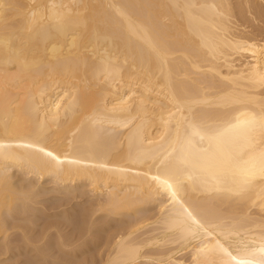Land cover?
Returning <instances> with one entry per match:
<instances>
[{
  "label": "bare ground",
  "instance_id": "1",
  "mask_svg": "<svg viewBox=\"0 0 264 264\" xmlns=\"http://www.w3.org/2000/svg\"><path fill=\"white\" fill-rule=\"evenodd\" d=\"M262 26L264 0H0V264L53 231L106 233L86 264H264Z\"/></svg>",
  "mask_w": 264,
  "mask_h": 264
},
{
  "label": "rangeland",
  "instance_id": "2",
  "mask_svg": "<svg viewBox=\"0 0 264 264\" xmlns=\"http://www.w3.org/2000/svg\"><path fill=\"white\" fill-rule=\"evenodd\" d=\"M253 31H259L258 32V34H260V35H262L263 36V32H264V26H262L260 29H258V30H253ZM262 31V32H261ZM261 33H263V34H261ZM258 36V37H262V36ZM264 37V36H263ZM51 196L52 195H54V194H50ZM49 195V196H50ZM48 196V197H49ZM82 199H80V201H81ZM53 204H54V202H52ZM45 204V203H44ZM71 204V205H70ZM46 205H48V204H46ZM74 206V207H73ZM65 207V208H64ZM62 208V207H61ZM75 208H79V207H77V206H75V204H73L72 205V202H70V203H68L66 206L64 205L63 206V209H67L66 210V212H68V214H71V213H73V209L74 210H76V212L75 213H73V214H75L74 216H78V210L77 209H75ZM52 209H53V212H52ZM50 208V209H48V210H50V211H48V210H46V215L45 216H47V217H49L50 216V218L51 219H56V220H52V221H55V222H52L49 218V220H45L47 217H45V216H43V217H41L40 215H43V213L42 214H36V217L38 218L39 216V218H38V221H36L37 223L36 224H38V225H36V224H34V225H36L37 227L34 229L33 227V229L31 228V231H29L30 232V234L28 233V235H30V236H32L31 234H36L37 232H38V227H39V225L41 224V226H43V223L44 222H46V225H47V223H50V224H53V223H58V224H56V225H58L59 226V228H61V226H66V225H64L63 224V222H62V220H61V222H62V224L59 222V220L61 219H59L58 221H57V219H58V217H60L61 215H59V212L58 213H56L57 212V209L55 208ZM71 210V211H70ZM48 211V212H47ZM54 211H56V212H54ZM49 212H51L50 214H49ZM52 213H54L53 215L54 216H52ZM55 213H56V215H55ZM58 214V215H57ZM52 216V217H51ZM55 216H56V218H55ZM73 216V215H72ZM73 216V219H75L76 217H74ZM43 218V220H45L43 223L41 222V220L40 219H42ZM45 218V219H44ZM103 219V218H102ZM102 219H100V220H102ZM42 220V221H43ZM57 221V222H56ZM98 221H99V219L97 220V225L98 226H100V224L102 225V222H104V219L102 220V222L101 221H99V222H101V223H98ZM40 222V223H39ZM60 223V224H59ZM45 224V223H44ZM26 226H28V223H26L25 224ZM54 225V224H53ZM61 225V226H60ZM96 225V224H95ZM97 225L95 226V227H97ZM31 225H29L28 227H30ZM68 227V226H67ZM40 228V227H39ZM42 228V227H41ZM71 228H72V226H71ZM70 228V229H71ZM98 228V227H97ZM100 228V227H99ZM98 228V229H99ZM69 228H62V230L60 229V231H61V236H63L64 237V239L65 240H67L66 242L68 243V245H71V246H69V247H73V246H76L77 244H78V242H81V240H79V241H77V242H74V241H76V240H74V241H72V242H70V239H71V237H73L72 235L74 234V231L73 232H70V229L68 230ZM101 230L103 229V230H106V229H108V227L106 228H100ZM99 229V230H100ZM40 230V229H39ZM65 230L67 231V232H65ZM100 230V231H101ZM113 230V229H112ZM112 230H108L107 231V233L109 234L110 232H112ZM31 232H33V233H31ZM36 232V233H35ZM53 233H54V236H53ZM53 233H52V236L51 235H49L50 236V238H49V236L46 238V239H48L49 238V240H48V242L49 243H47L46 242V244H47V246L49 245V244H51V245H49L48 247L46 246V248H44V246L46 245V244H44L43 245V249H46V250H44L46 253H49L48 251H49V248H51L50 249V253L48 254V256L46 257L47 258V260L49 259V261H47L48 262V264H86V259H89L91 256H93L94 254L96 255V253L97 252H99V251H101L102 249H103V242L104 241H100V238H101V240H103L102 238L104 237V239H105V236H106V233L104 234V232H100V233H103V235H99L98 236V234H100V233H93V234H91V235H89L90 236V238H94V240H92L93 242L91 243V245H89V246H87V245H85V246H81L80 248H78L77 250L80 252V254H79V252H77V250H75L74 252L70 249V248H67V246H65V245H62V246H60L59 245V243H58V239H57V234L55 233V231H53ZM64 233V235H62ZM69 234V236L68 235H66V234ZM73 233V234H72ZM55 235H56V237H55ZM86 235V234H85ZM98 237H97V236ZM88 236V237H89ZM102 236V237H101ZM55 237V238H54ZM86 238V236H83V238ZM52 238V239H51ZM99 238V239H98ZM54 239H55V241H54ZM53 240V241H52ZM47 241V240H46ZM57 241V242H56ZM99 241V242H98ZM102 244H101V243ZM57 243H58V245H57ZM56 244V245H55ZM75 244V245H74ZM94 244V245H93ZM102 245V246H99V245ZM55 246V247H52V246ZM56 246H58L57 248H56ZM61 247V248H60ZM82 247H84V248H86L85 250H84V248L82 249ZM92 247V248H91ZM100 247V248H99ZM54 250H53V249ZM63 248H65V249H63ZM88 248V249H87ZM96 248V249H95ZM56 249V250H55ZM68 249H70V251L72 252H70ZM82 249V250H81ZM93 249V250H92ZM98 250V251H97ZM55 251V252H54ZM82 251H83V253H82ZM34 252L36 253V251H33V252H31L32 253V255L34 254ZM93 252V253H92ZM96 252V253H95ZM58 253V254H57ZM70 253H71V255H70ZM78 253V254H77ZM68 254V255H67ZM74 254V255H73ZM13 255V254H12ZM12 255H11V259H10V261L9 260H6V262L8 263V264H28V263H26V261L28 260V255H25V258H23V257H18V259H16L17 257H15L14 258V256L12 257ZM50 255V256H49ZM52 255V256H51ZM54 255V256H53ZM67 255V256H66ZM27 256V257H26ZM56 256V257H55ZM63 256V257H62ZM74 256V257H73ZM88 256V257H87ZM49 257V258H48ZM50 257H52V258H50ZM55 257V258H54ZM66 257V258H65ZM76 257V258H75ZM85 257V258H84ZM22 258V259H21ZM64 258V259H63ZM14 259V260H13ZM53 259H54V261H56V262H54L53 261ZM75 259V260H74ZM13 260V261H12ZM25 260V263L23 262ZM83 260V261H82ZM22 261V262H21ZM46 261V260H45ZM78 261L80 262V263H78ZM11 262V263H10ZM47 262H45L46 264H47ZM50 262V263H49ZM45 264V263H43V261H41V262H37V264ZM4 264H6V263H4ZM29 264H32V263H29ZM33 264H36V263H33Z\"/></svg>",
  "mask_w": 264,
  "mask_h": 264
}]
</instances>
